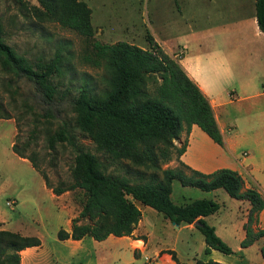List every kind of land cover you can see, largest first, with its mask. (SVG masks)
Segmentation results:
<instances>
[{
    "label": "trees",
    "instance_id": "1",
    "mask_svg": "<svg viewBox=\"0 0 264 264\" xmlns=\"http://www.w3.org/2000/svg\"><path fill=\"white\" fill-rule=\"evenodd\" d=\"M36 1L39 6L30 10L38 21L56 22L91 40L92 11L84 1ZM254 1L258 27L264 34V0ZM146 40L148 48L126 41H90L91 52L85 54L83 60L104 68L105 85L98 89L87 80L78 86L72 110L75 126L91 140L101 157L79 143L65 126L46 135L49 149L54 150L59 143L69 144L74 149L71 183L52 186L35 158L26 155L30 144H24L22 149L16 142L12 144V150L31 162L53 194L76 188L82 191L84 199L78 215L71 219V230H58L57 238L79 240L90 236L100 241L109 235L130 236L141 218L135 204L139 201L173 224L196 222L195 227L203 236L205 254L211 250L231 254V247L216 234L214 226L203 219L215 213L220 208L219 203L206 198L174 203L172 182L178 180L182 186L202 191L222 188L235 199L247 200L250 207L240 246L247 247L263 239L259 251L264 258V228L258 226L264 198L255 187L246 188L242 176L235 170L220 168L203 173L179 159L186 142L177 146L174 140L180 138L183 130L189 133L192 124L218 144L223 142L222 134L208 98L187 75L178 58L168 54L152 35L147 34ZM68 57L64 48H58L49 60L31 62L0 35V70L33 82L47 103L57 94L53 80L64 74ZM174 157L177 166L161 168ZM136 167L151 171L146 176ZM132 173L136 175L131 177ZM40 245L37 236L0 229V264H19L22 250ZM166 252L175 264H189L179 260L174 250ZM193 264L227 263L194 257Z\"/></svg>",
    "mask_w": 264,
    "mask_h": 264
},
{
    "label": "rangeland",
    "instance_id": "2",
    "mask_svg": "<svg viewBox=\"0 0 264 264\" xmlns=\"http://www.w3.org/2000/svg\"><path fill=\"white\" fill-rule=\"evenodd\" d=\"M82 1L92 11L94 33L91 40L102 43L126 41L148 48L146 35L150 34L166 52L172 48L179 55L178 45L184 41L180 38L182 31L223 21L222 18L229 14L223 12L212 18L202 15L201 12L209 4L207 0ZM33 6H39L36 0H0V35L3 40L31 62L49 60L58 48H64L69 57L64 74L53 80L58 91L49 103L33 82L0 70V217L4 220V229L37 236L41 240L37 249H24L20 252L23 258L34 259L26 264H48L49 261L45 260L48 258L54 259V264H98L96 260L99 256L102 258L99 264H146L144 256L150 258V264H174L166 252L170 249L183 261L192 255L197 258L206 257L203 236L199 230L178 229L161 214L149 224V227L156 230V236L148 240L144 232L132 235L133 238L142 239L138 245L144 244L143 252H136V257L129 248L118 247L109 240L99 242L97 248L90 241H84L83 245L87 249L80 250L75 248V243L57 238L58 230L68 228L71 219L78 215L84 199L82 191L76 188L60 195L53 194L31 162L12 150V144L16 142L21 149L24 144H30L25 150L26 155L35 158L52 186L61 182L71 183L74 149L69 144L59 143L51 150L47 146L46 135L65 126L75 134L79 143L101 157L91 140L75 126L72 99L77 93L76 88L87 80L98 89L104 87L106 74L103 67H96L83 60V56L91 52V40L56 22L38 21L30 10ZM240 104L245 105L246 102ZM242 110L237 112L231 109V112L238 114ZM238 118V134L245 131L246 134L257 136L263 131L262 125L256 118H250L249 114L246 117L241 113ZM189 133L183 130L174 143L177 146L184 142L187 144ZM177 163L174 157L162 164L161 168L175 167ZM136 168L140 172L144 171L146 176L151 171ZM116 169L123 173V170ZM134 175L132 173L130 176ZM183 197L206 198L219 203L220 211L207 217V223L216 226V234L233 252L225 254L215 250V261L247 264L260 260L256 242L246 248L240 246L245 203L229 196L223 189H219L216 194L182 186L178 180H174L171 194L173 202L180 204L184 201ZM87 240L93 239L89 237ZM259 242L262 244V239ZM193 258L189 264H193ZM19 264L25 262L20 261Z\"/></svg>",
    "mask_w": 264,
    "mask_h": 264
},
{
    "label": "crops",
    "instance_id": "3",
    "mask_svg": "<svg viewBox=\"0 0 264 264\" xmlns=\"http://www.w3.org/2000/svg\"><path fill=\"white\" fill-rule=\"evenodd\" d=\"M207 1L209 4L201 12L202 15L212 18L223 12L229 14L222 18L223 21H215V23L208 26H194L182 31L180 38L184 41L178 45L180 55L176 54L172 48L167 52H170L174 57L179 56L177 58L187 75L208 98L222 134L223 142L222 144L214 142L196 124H192L185 150L179 159L191 168L203 173H210L220 168L235 170L242 176L246 188L256 187L264 198V34L260 31L256 20L255 1ZM240 102H246L245 105L248 106L244 104L243 106ZM231 109H236L237 112L242 110V112L237 114L231 112ZM241 113L246 117L249 114L250 118H256L258 123L262 125L263 131L257 136L246 134L245 131L238 134V115ZM241 148H243L242 151ZM219 189L222 188L211 191L218 194ZM183 200L182 203H185L194 199L183 197ZM236 200L245 203V221H241L243 239L245 237L243 225L246 222L250 204L247 200ZM135 204L141 211V218L136 224L132 235L135 232H144L148 235L149 240L151 237L156 236V230L149 227V224H151L152 219L158 218L159 214L139 201H135ZM220 208L215 213L203 217V219L207 221V217L216 215ZM0 223H2L0 229H4V220L1 217ZM213 226L215 232H217L216 226ZM258 226L264 228V208L259 213ZM176 228H186L191 231L196 229L194 223L181 224ZM65 230L70 231L71 224ZM132 235L121 237L109 235L100 241L90 236H85L79 240L68 238L64 241L75 243L77 249L86 250L87 247L83 245L84 241H90L89 243L94 244L97 248L99 242L109 240L118 247L129 248L135 256L136 252H143L142 246L144 244L138 245L142 239L133 238ZM89 237L93 240H87ZM259 241L261 239L256 241L258 249L261 245ZM37 247L39 246L25 249L29 251L37 249ZM204 247L205 245L203 251ZM214 251L211 250L209 254L204 253L206 257L200 256L198 258L214 260L216 259V257H213ZM154 252L157 253L156 249H154ZM195 256L192 255L186 258V261L189 262ZM43 258H41V261L45 259ZM100 259L102 258L99 256L96 260L98 264ZM45 260L49 261L48 264H54L55 262L54 259L50 258ZM33 261L34 259L21 256L22 263L25 262L26 264ZM172 262L175 264L173 260ZM247 264H264V258L261 256L260 260Z\"/></svg>",
    "mask_w": 264,
    "mask_h": 264
},
{
    "label": "built area",
    "instance_id": "4",
    "mask_svg": "<svg viewBox=\"0 0 264 264\" xmlns=\"http://www.w3.org/2000/svg\"><path fill=\"white\" fill-rule=\"evenodd\" d=\"M10 204V203H9ZM145 258V261H144V263H146V264H150V258L148 257V256H144Z\"/></svg>",
    "mask_w": 264,
    "mask_h": 264
},
{
    "label": "water",
    "instance_id": "5",
    "mask_svg": "<svg viewBox=\"0 0 264 264\" xmlns=\"http://www.w3.org/2000/svg\"><path fill=\"white\" fill-rule=\"evenodd\" d=\"M194 224H196V222H194ZM174 225L178 226L177 224H174Z\"/></svg>",
    "mask_w": 264,
    "mask_h": 264
}]
</instances>
